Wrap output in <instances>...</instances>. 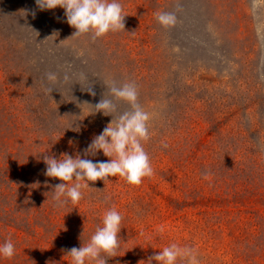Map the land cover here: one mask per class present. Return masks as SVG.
Returning a JSON list of instances; mask_svg holds the SVG:
<instances>
[{
	"label": "rangeland",
	"instance_id": "rangeland-1",
	"mask_svg": "<svg viewBox=\"0 0 264 264\" xmlns=\"http://www.w3.org/2000/svg\"><path fill=\"white\" fill-rule=\"evenodd\" d=\"M121 3L125 30L94 38L73 36L62 8L0 0V244L17 248L0 264H71L111 207L124 220L108 264H147L172 243L200 264H264V0ZM108 80L134 81L153 114L154 174L90 182L78 205L59 206L43 156L110 159L85 153L113 119L92 107Z\"/></svg>",
	"mask_w": 264,
	"mask_h": 264
},
{
	"label": "clouds",
	"instance_id": "clouds-1",
	"mask_svg": "<svg viewBox=\"0 0 264 264\" xmlns=\"http://www.w3.org/2000/svg\"><path fill=\"white\" fill-rule=\"evenodd\" d=\"M35 2L42 11L64 9L67 22L76 29L73 36L91 34L94 38H101L109 33L125 30L124 21L127 14L121 0H35ZM156 18L165 28L177 23V17L172 12H157ZM45 75L52 84L59 79L58 74L54 72ZM64 79L68 80L69 77L65 75ZM105 85L107 95L104 94L95 105H90L94 108V113H102L113 119L102 133L94 136L85 153L95 156L102 151L110 159L94 162L79 155L73 158L71 155L63 154L59 159L55 156H43L46 164L45 175L62 181L55 185L52 192L53 199L59 206L78 205L84 198L85 190L92 188L90 182L103 180L107 184L109 177H123L129 184L140 185L144 178L152 177L154 174L151 158L144 147V143L151 138L150 121L153 114L145 110L140 103L137 84L134 81L118 83L115 80H108ZM87 91L93 96L96 95L90 86ZM121 101L128 105L127 110L120 111ZM123 220L124 217L115 207L107 209L103 213L101 223L96 226L87 242H83L81 247H72L68 250L71 264H108L109 258L119 256L117 253L121 250L122 240L119 234ZM16 254V245L10 238L0 244V258L11 260ZM153 262L200 264V258L194 247L172 243L150 257L147 264Z\"/></svg>",
	"mask_w": 264,
	"mask_h": 264
}]
</instances>
